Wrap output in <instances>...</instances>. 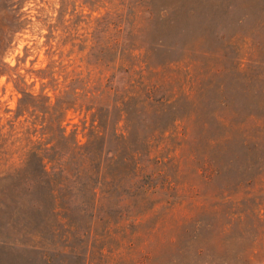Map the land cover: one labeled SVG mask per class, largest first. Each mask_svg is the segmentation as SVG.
Segmentation results:
<instances>
[{"label": "trees", "instance_id": "obj_1", "mask_svg": "<svg viewBox=\"0 0 264 264\" xmlns=\"http://www.w3.org/2000/svg\"><path fill=\"white\" fill-rule=\"evenodd\" d=\"M57 13L53 21L47 15L41 19L47 26L48 48L58 29ZM19 27L15 21L0 31V74H6L18 94L13 109H0L10 112L7 117L0 114V201H35L30 204L35 211L41 208L36 201H50L53 220L39 223L29 216L14 223L1 218L0 264H217L213 258L219 257L218 249L212 251L210 245L223 240L233 218L227 217L229 223L220 225L221 235L215 233L212 242L203 238L201 223L194 219L165 223L171 197L179 189L168 172L173 161L158 154L164 146L155 149L156 141L162 142L171 130L173 138L185 139L187 157L203 182L214 186L216 201L236 206L240 201H264V123L234 121L237 111L230 107L199 105L202 89L173 85L167 75L156 74L157 65L151 67L144 59L137 60L143 66L134 74L128 66L121 77L112 69L104 79L94 80L78 73L55 76L53 65H46L32 71L39 80L33 91L32 81L26 84L1 60ZM100 31L105 36L106 29ZM132 37L129 31L124 41L112 38L108 43V35L101 48L94 39L86 57L96 54L94 59L102 61L116 51L132 58ZM115 69L119 73V67ZM70 109L88 115V124L82 121L86 139L81 144L65 130L64 116ZM258 206L250 209L255 221L264 219ZM235 217L242 227L243 213ZM260 235L232 254L236 264H253L252 255L264 259V233ZM245 238L237 234L236 242ZM254 241L261 244L256 250Z\"/></svg>", "mask_w": 264, "mask_h": 264}, {"label": "rangeland", "instance_id": "obj_2", "mask_svg": "<svg viewBox=\"0 0 264 264\" xmlns=\"http://www.w3.org/2000/svg\"><path fill=\"white\" fill-rule=\"evenodd\" d=\"M15 7H19L17 12L13 11ZM57 11L58 29L52 32L55 38L48 48L47 26L41 19L47 15L53 21ZM106 11L105 18L94 21ZM15 21L20 27L14 31L1 60L13 67L26 84L32 81L33 91L38 90L39 80L32 71L46 65H53L55 76L78 73L94 80L104 79L112 69L121 77L128 66L134 74L138 65L143 66L137 60L144 59L151 67L157 65L156 74L167 75L173 85L181 83L188 89H202L204 98L199 105L209 109L230 107L237 111L232 117L234 121L248 125L264 123V0H0V31L13 27ZM96 24L99 27L95 29ZM102 29H106L105 36ZM129 31L133 35L129 47L134 48L131 52L134 57H124L118 50L120 55L111 51L102 61L94 59L96 54L86 57L94 39L101 48L108 35L111 38L108 43L112 38L124 41ZM163 63L168 65L167 69H161ZM17 96L12 81L6 74H0V109H13ZM0 114L7 117L10 112ZM83 120L87 125L88 115L78 110L70 109L64 116L65 130L71 131L80 144L86 139ZM177 129L178 132L180 125ZM171 132H165L164 140L157 139L155 146L159 149L163 145L158 154L173 161L174 167L169 165L168 172L179 189L171 197L172 209L165 223L172 226L194 219L201 223L200 234L210 241L220 225L225 227L229 223L227 217L232 216L227 233H218L223 240L216 244L210 241V247L212 251L218 249L219 257L213 258L215 263L226 259L229 264H236L232 254L250 245L252 237L264 233V219L255 221L250 214V209L256 210L259 203L258 212L264 218V201H240L236 206L231 201H216L214 186L203 182L194 162L188 159L183 147L185 139L173 138ZM260 136L264 139V131ZM33 202L0 201V219L12 218L17 223L30 216L39 223L52 222L50 201H36L41 204L37 211L30 207ZM238 211L244 216L240 228L235 217ZM240 233L246 238L237 243L236 235ZM251 245L256 250L261 244L254 241ZM249 257L253 264L264 260L260 255Z\"/></svg>", "mask_w": 264, "mask_h": 264}]
</instances>
